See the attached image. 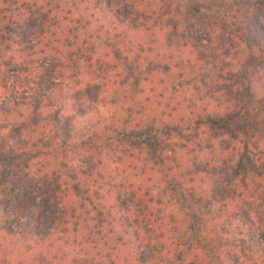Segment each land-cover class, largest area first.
<instances>
[{
  "label": "trees",
  "instance_id": "obj_1",
  "mask_svg": "<svg viewBox=\"0 0 264 264\" xmlns=\"http://www.w3.org/2000/svg\"><path fill=\"white\" fill-rule=\"evenodd\" d=\"M0 7L22 20L13 29L0 10V119L32 103L33 123L63 128L44 124L31 139L18 130L0 144V264H264V0ZM83 13L96 28L84 38L73 23ZM13 47L18 56L7 57ZM160 86L171 104L158 114L138 97ZM79 119L91 127L75 130ZM236 146L251 181L252 205L241 209L236 188L201 187L186 164L193 153L206 172V153L226 147L230 166ZM120 148L130 149V166ZM32 167L34 179L21 182L19 169ZM129 171L139 174L122 177ZM149 172L175 214L156 210L141 180Z\"/></svg>",
  "mask_w": 264,
  "mask_h": 264
},
{
  "label": "rangeland",
  "instance_id": "obj_2",
  "mask_svg": "<svg viewBox=\"0 0 264 264\" xmlns=\"http://www.w3.org/2000/svg\"><path fill=\"white\" fill-rule=\"evenodd\" d=\"M29 1H37V0H29ZM80 0H75V2H79ZM71 3V1H70ZM0 10L2 11V16H5L6 19L1 18V23H8L10 24L12 21L13 24L10 26L13 27V29L18 28L14 23H20L22 20L17 16L14 15V17H11L8 13L3 12L4 8L0 7ZM10 16V17H9ZM9 18V19H8ZM11 18V19H10ZM8 19V20H7ZM73 23L75 22L78 24L81 32L80 36L84 38V33L86 28H89L93 33H95L96 28L94 25H91L92 19L89 18V16L86 13H83L80 16V19L75 17L73 19ZM83 26L85 27L83 29ZM18 30V29H17ZM17 32V31H16ZM85 36H88L85 33ZM96 37V36H94ZM81 38V39H83ZM97 40V39H93ZM18 50L13 47L12 50L7 51V57L10 55H15L18 56ZM116 79H112V83L115 82ZM152 88V87H150ZM149 88L148 94L149 96H146L145 94L141 95L140 100L143 102L144 105L148 106L149 111H156L158 114H160L163 110H166V106L168 103L171 104V99L168 98V93L164 92L162 89L163 87H157L153 91H151ZM119 91V89H118ZM163 93V97H160V94ZM107 100L105 101L107 112L112 111L115 108L114 103L115 101V96L108 94ZM177 97L181 100V94H178ZM103 105H105L103 103ZM36 105L32 103H28L25 107H19L18 109L14 110L15 115L12 119H0V144L3 142H7L6 144H12V141L10 138L14 137L15 135L17 136L18 130L22 131V134L25 138L31 139L37 132H41L43 130V125L49 124L50 125V130L51 132H62L63 128L62 123L58 124L57 122H53L52 120H49L48 122L41 121V123L38 124V122L33 123V119L35 118V112H36ZM147 108V107H146ZM184 108L187 111V105L184 104ZM115 110V109H114ZM145 115H148L149 117L151 116L148 113H145ZM153 115V114H152ZM189 115V114H188ZM51 117V116H50ZM87 122V121H86ZM33 123V124H32ZM88 123V122H87ZM36 125V126H35ZM39 125V126H37ZM92 123L89 122L86 126V123L82 120H77L75 123V130H81L84 131V129L88 130L89 127H91ZM62 128V129H61ZM72 128V125L70 126V129ZM12 146V145H10ZM224 150L221 151V154L219 156H214L212 153L207 152L205 155V161H210L211 166L207 169L206 172L203 170V165L199 166L198 163L195 160L194 154L189 153L186 155L187 157V162L186 164L191 167L192 171L194 172V176L196 177L197 184L200 185L201 187H208L214 184H220L222 181L225 182L228 186L231 188H236L237 191L241 194V197H238L235 203H233L234 206H237L238 208L241 209V207H244L246 205H252V203L249 200V193L248 188H244L245 183H251L250 181V172H249V166L247 164V158L248 155H242L239 154L238 151L241 149V146H236V151L234 153L236 154V160L231 164L230 166L224 165L222 163L221 158H225L228 156V152L226 147L223 148ZM130 149L128 148H120L118 151V155L122 153L121 155L125 158V164L129 165V160L127 159L128 157V151ZM77 160H81V156H77ZM113 161V159H111ZM204 160V159H203ZM19 164L22 166L25 164L26 161L24 160H18L17 161ZM36 161H34L32 164H34ZM60 162L62 161H54V159L51 160V165L55 166L57 168L60 165ZM76 162V161H74ZM113 162H118V160H114ZM113 167L119 168L121 173H123V169H128L125 166H118L114 165ZM36 167H32L29 169L28 172L20 170V178L21 182L26 181L28 178L33 177V173L35 172ZM131 171V170H130ZM130 171L128 173H124L122 177H126L128 175L134 176L135 174H139V172H134L130 174ZM141 180L152 189V194L154 195V200H155V206L156 210L160 211L161 213L169 215L171 212L172 214L176 213L174 203L171 201V199L167 196V194L164 192L161 184H159L157 177L153 173H147L141 176ZM34 179V178H32ZM124 179V178H121ZM3 197V194L0 195V226H3V220H4V215H3V210L1 207V199Z\"/></svg>",
  "mask_w": 264,
  "mask_h": 264
}]
</instances>
